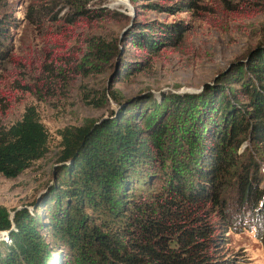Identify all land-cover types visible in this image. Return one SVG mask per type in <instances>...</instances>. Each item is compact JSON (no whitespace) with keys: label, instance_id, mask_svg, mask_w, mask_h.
<instances>
[{"label":"rangeland","instance_id":"rangeland-1","mask_svg":"<svg viewBox=\"0 0 264 264\" xmlns=\"http://www.w3.org/2000/svg\"><path fill=\"white\" fill-rule=\"evenodd\" d=\"M200 3L197 11L170 15L140 8L136 21L186 25L178 44L147 53L143 61L124 41L135 18L129 0H0V16L7 17L10 33L0 41V127H10L33 107L48 137L42 158L14 178L0 174V206L10 218L25 210L36 219L48 250L42 264H83L62 242L54 243L47 230L54 211L50 196L61 188L57 177L69 163L60 160V131L130 120L139 113L152 126L181 99L180 112L167 127L165 171L168 177L172 169L192 167L185 177L193 184L201 156L199 146L191 143L201 140L197 122L203 123L206 113L211 118L223 94L232 95V104L246 101V96L234 99L240 84L223 79L238 72L248 51L263 45L264 14L244 16L212 0ZM81 7H105L130 19L89 21L75 15ZM100 42L110 54L114 51L111 60L97 58ZM126 60L133 64L123 68ZM42 78L52 82L42 86ZM240 141L237 147L227 144L222 172L207 190L211 220L220 229L216 255L221 264H264V151L250 134ZM102 145L101 155L107 158L109 143ZM253 173L249 193L241 199L243 180ZM0 240L9 243V232L1 231Z\"/></svg>","mask_w":264,"mask_h":264},{"label":"trees","instance_id":"trees-1","mask_svg":"<svg viewBox=\"0 0 264 264\" xmlns=\"http://www.w3.org/2000/svg\"><path fill=\"white\" fill-rule=\"evenodd\" d=\"M129 1L135 18L124 41L135 47L143 61H147V53L178 44L186 25L136 21L141 7L167 15L202 8L200 0ZM212 1L244 16L264 14V0ZM75 15L89 21L130 19L105 7L99 10L81 7ZM8 23L7 17L0 16V41L10 37ZM262 44L248 51L246 60L236 68L237 73L223 79L240 84L234 99L246 96V101L232 104V95L223 94L211 118L206 113L203 123L197 122L195 126L201 140L191 143L199 146L201 156L193 169L196 177L193 184L185 177L192 167L185 166L186 172L172 169L168 177L165 171L167 127L180 112L181 99L152 126L139 113L130 120H105L97 127L60 131L64 147L60 160L69 163L57 177L61 188L50 196L54 211L47 230L53 242H62L83 264L223 263L216 255L220 250V229L211 220L213 205L208 203L206 195L222 172L227 144L239 146L240 138L247 133L264 151ZM112 54L114 51L110 54L109 46L99 43L98 59L111 60ZM132 64L126 60L122 67ZM51 82L46 78L41 80L42 86ZM137 117L142 118L141 123L134 121ZM205 124L208 125L204 130ZM47 138L33 107H27L22 118L10 127H0V174L14 178L31 162L42 158L47 151ZM104 142L110 146L107 158L106 153L101 155ZM248 178L243 180L241 199L248 195L254 173ZM9 214L0 206V232H9L10 238L9 243L0 240V264H42L48 250L36 228V219L25 210L15 212L11 218Z\"/></svg>","mask_w":264,"mask_h":264},{"label":"water","instance_id":"water-1","mask_svg":"<svg viewBox=\"0 0 264 264\" xmlns=\"http://www.w3.org/2000/svg\"><path fill=\"white\" fill-rule=\"evenodd\" d=\"M129 5H130V4H129ZM130 7H131V12H133V15H134V12H135V11H134V8H133V6H131V5H130Z\"/></svg>","mask_w":264,"mask_h":264},{"label":"bare ground","instance_id":"bare-ground-1","mask_svg":"<svg viewBox=\"0 0 264 264\" xmlns=\"http://www.w3.org/2000/svg\"><path fill=\"white\" fill-rule=\"evenodd\" d=\"M130 11H131V7H130V5H129V8H128Z\"/></svg>","mask_w":264,"mask_h":264}]
</instances>
